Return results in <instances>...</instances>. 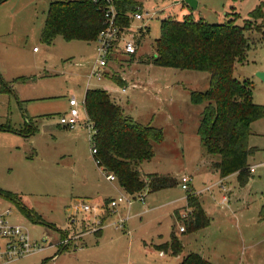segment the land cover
Masks as SVG:
<instances>
[{
  "label": "rangeland",
  "instance_id": "1",
  "mask_svg": "<svg viewBox=\"0 0 264 264\" xmlns=\"http://www.w3.org/2000/svg\"><path fill=\"white\" fill-rule=\"evenodd\" d=\"M54 1L65 0H11L0 13L1 24L10 28L0 36V126L24 130V115L37 129L28 139L0 130V189L15 194L21 204L52 224L32 223L17 201L0 196V215L10 209L9 221L24 226L31 239L43 241L45 247L42 253L8 264H164L153 245L157 241L151 243L152 235L172 228L182 254L195 253L212 264H264V221L259 219L264 206V118L250 127L248 146L254 151L248 165L255 168L247 183L241 186L236 175H231L224 180L223 191L215 185L220 176L210 170L217 157L205 153L197 135L204 104L191 100L192 93L208 89L209 74L148 64L162 20L180 21L192 15L221 24L228 17L235 18L234 14L225 16L234 11L236 24L241 26L264 0H196L195 10L183 0H135L142 13L148 14L142 21L130 22L137 52L111 61L110 74L100 79L91 75L94 42H66L60 37L51 45L41 42L46 12ZM253 24L255 30L246 33L250 48L245 59L236 63L234 78L248 83L253 103L264 106V83L256 77L258 68L264 66V38L258 31L262 22ZM33 48L38 52L33 53ZM113 74L123 77L126 86L136 87L120 95V86L109 79ZM20 77L25 80H16ZM88 89L107 91L124 115L162 131V141L152 144L153 157L140 165V176L172 177L177 185L168 193L179 199L182 211L186 192L178 183L183 176L189 177L194 193L213 218L208 229L181 233L178 229L185 221L179 222L180 213L176 218L172 212L171 217L168 206L143 213L137 197L127 196L116 181H108L92 157L84 108L80 109L81 125L74 129L57 125L59 116L68 112V99L74 95L83 102ZM222 196L226 197L223 205ZM75 198L104 204L114 200L117 207L111 213L105 210L103 220L98 212L94 220L92 212L74 209ZM166 200L147 202L146 207ZM95 221L101 223L96 226L102 230L100 237L91 232ZM66 239L65 249L61 243Z\"/></svg>",
  "mask_w": 264,
  "mask_h": 264
},
{
  "label": "trees",
  "instance_id": "2",
  "mask_svg": "<svg viewBox=\"0 0 264 264\" xmlns=\"http://www.w3.org/2000/svg\"><path fill=\"white\" fill-rule=\"evenodd\" d=\"M113 3L118 25L122 29L129 27L131 15L137 8H142L135 0H113ZM103 5V1L96 3L93 0L51 2L41 29V42L51 45L56 37L66 42H94L103 27L100 10ZM232 12L225 16L234 14L235 18L228 17L221 24H210L203 19H194L192 15L180 21L171 18L162 20L160 35L153 43L154 53L148 64L209 74L208 89L191 95L192 102L204 104L197 135L205 153L217 157V160L210 163L212 170L220 178L235 174L238 183L243 186L250 174L248 157L254 151L248 146L250 127L253 122L264 118V106L253 103L248 83L237 81L234 69L236 63L245 59L250 48L246 33L257 27L253 22H262L258 31L264 38V1L243 20L241 26L236 24L238 14ZM109 79L119 86L126 84L125 80L115 74ZM16 80L23 81L25 78ZM83 102L87 121L93 129V145L97 150L92 157L98 162L96 166L103 174H113L118 186L131 196L141 194L145 189L154 193L177 185L169 176H140V165L154 155L152 144L162 141L160 129L142 126L124 115L105 90H86ZM23 118L24 130H14L8 125L0 126V130L25 137L34 135L36 127L26 116L23 115ZM185 192L189 215L184 220L182 233H194L207 227L210 219L203 211L198 196L190 188ZM0 196L17 201L21 213L32 223L52 226L21 204L15 194L0 189ZM259 219L264 221V206ZM95 234L99 236L100 232L96 231ZM154 248L158 252H169L172 256L182 252L181 243L173 233L168 242ZM179 264L212 263L191 253Z\"/></svg>",
  "mask_w": 264,
  "mask_h": 264
},
{
  "label": "built area",
  "instance_id": "3",
  "mask_svg": "<svg viewBox=\"0 0 264 264\" xmlns=\"http://www.w3.org/2000/svg\"><path fill=\"white\" fill-rule=\"evenodd\" d=\"M103 1L104 5L100 10H102L103 22L102 29L100 30L94 43L96 44V58L91 73L92 76L100 79L102 77H107L109 72V64L111 61L115 60L119 56L130 57L136 54V39L132 35L131 27L122 29L118 25L116 8L114 6L113 0H93ZM148 15L147 13L143 14L141 9L137 8V11L131 15L132 21H142L144 17ZM36 51V48H34ZM136 85L131 84L130 86L126 84L118 88L120 95H126L128 90L135 88ZM84 108V102L78 101L74 95L68 99V112L64 115H60L57 121V124L60 127L67 129H74L76 126L81 125L80 121V109ZM84 125L86 124L89 129V140L91 144V153L95 155L97 153L96 147L93 145V129L91 124L88 123L87 117ZM95 162V161H94ZM97 165L98 162L96 161ZM253 169H251L252 171ZM106 179L110 182L116 181L113 174H106ZM191 179L187 176L180 178L179 185L180 188L184 191H187L190 188ZM221 190L224 191V186L222 182L217 183ZM210 187H206L205 190H209ZM226 197L223 196L221 199V205L225 204ZM127 204H130V201L127 200ZM117 206L114 200H111L107 204V208L114 210ZM82 210L85 212L94 211V208L89 205L82 206ZM11 215V210H6L3 214L0 215V264H8L15 260L27 257L33 253L42 251L44 247L43 241L32 240L29 236L27 229L24 226L19 224H13L9 221V216ZM189 215V210H183L179 215V222L184 221ZM99 225V222H94L91 232L95 233L99 229L96 227ZM179 232L184 231V226H179ZM68 240H64L61 244L66 246Z\"/></svg>",
  "mask_w": 264,
  "mask_h": 264
},
{
  "label": "crops",
  "instance_id": "4",
  "mask_svg": "<svg viewBox=\"0 0 264 264\" xmlns=\"http://www.w3.org/2000/svg\"><path fill=\"white\" fill-rule=\"evenodd\" d=\"M7 2V3H6ZM9 2H11V0H0V13L3 11V7H7L8 5H4L5 3L6 4H9ZM12 7V6H11ZM2 18L3 17H1V15H0V36H3V35H5V34H7V33H9L10 32V28L8 27V25L7 24H5V25H2L1 24V21H2ZM44 24V23H43ZM38 51H34V48H33V53H37ZM137 52V51H136ZM261 71H264V66L263 67H261V68H258V70L256 71V72H261ZM122 79L123 80H125L123 77H122ZM58 125V124H57ZM10 133V132H9ZM11 134H14V135H17V136H19V137H21V138H24V139H28L29 137H31V136H29V137H25V136H21V135H18V134H15V133H11ZM33 136V135H32ZM254 168L255 167H249V171H250V173H252V171L254 170ZM97 169H99L98 167H97ZM251 169H253L252 171H251ZM100 170V169H99ZM211 171H213L214 173H216L217 175H218V173L217 172H215L214 170H212V168L210 169ZM233 175H235V174H233ZM231 176V175H230ZM230 176H228V177H230ZM228 177H225V178H220V180L219 181H221L222 182V185L224 186V180L226 179V178H228ZM219 181H217L216 183H215V185H217V183L219 182ZM117 182V181H116ZM179 184V183H178ZM180 186V185H179ZM169 189L170 188H168V189H163V190H160V191H157V192H154V193H156L157 194V196L158 197H155V199H153V200H158V202H159V200L161 199V198H166L167 200H166V202H164V203H162V204H158V205H155L153 208H151V207H146V204H147V202L150 204V203H152L153 202V200H151L150 199V197H148V195L149 194H152V193H150L148 190H146V191H148L147 193H148V195H145V197L143 196V192L141 193V194H137V195H134V196H131V195H128L127 194V196H129V197H131V198H135V197H137L140 201H141V203H143V205H142V207H143V213H149L150 211H152V210H156V209H159V208H164V207H169L170 209H172L171 210V217L173 216V214H174V216L177 218L178 217V215H179V213H180V211H182V210H179V209H181V207L182 206H177V202L179 201V199H174L171 195H169ZM190 189L193 191V189H192V186H190ZM124 191V190H123ZM194 192V191H193ZM160 194V195H159ZM164 194V195H163ZM223 197V196H222ZM130 198V199H131ZM160 198V199H159ZM130 199H127V200H129L130 201V204H126L128 207H129V209H130V207H131V200ZM199 199V198H198ZM111 201V200H110ZM160 203V202H159ZM185 203H186V199H185ZM107 204L108 203H103V202H101V201H99V200H92L91 198L90 199H83V200H80V199H77V198H75V199H73V206H74V209L76 210V211H83L82 210V206H84V205H89L90 207H92V208H94V211H91L93 214H94V220H96V216H97V213L98 212H100V220H103V219H105L104 218V215L103 214H105V210H107V212H110V211H112L110 208H107ZM185 205V204H184ZM201 206H202V209H203V211L205 212V214H206V216L210 219V224L207 226V227H205V228H203V229H201V230H199V231H202V230H206V229H208L209 228V226L213 223V218H211V214H210V212L206 209V208H204V206H203V204H201ZM117 207V206H116ZM109 210V211H108ZM172 212H173V214H172ZM111 213V212H110ZM135 214H133L132 216H134ZM46 222V221H45ZM96 222V221H95ZM262 222V221H261ZM47 223V222H46ZM100 223V222H99ZM101 224V223H100ZM20 225V224H19ZM52 225V224H51ZM93 225H94V223H93ZM101 227V226H100ZM99 232H100V234H99V236L98 237H100L101 235H102V230H101V228H99V230H98ZM179 231V230H178ZM174 234L177 238H178V236H177V233H176V229L174 230V228H172L171 230H167L164 234L163 233H156V235L155 236H153L152 235V237H153V239H152V237H151V243L154 241V240H156L157 241V243H155V244H153L154 246H157V245H161V244H164V243H166V242H168L169 240H170V235L171 234ZM95 234V233H94ZM96 235V234H95ZM156 237V238H155ZM179 239V238H178ZM69 242V241H68ZM67 245H68V243L66 244V247H65V249L67 248ZM48 246H51L50 244L48 245ZM64 249V248H63ZM64 249V250H65ZM44 250V249H43ZM42 250V251H43ZM147 252H150V249L149 248H146L145 249ZM42 251H40L39 253H42ZM188 254H180V255H178V256H172L169 252H158V254H157V257L159 258V259H161L162 260V262L164 263V264H167V263H170L172 260H174L171 264H179L180 263V261L185 257V256H187ZM53 257H51V258H49V259H52Z\"/></svg>",
  "mask_w": 264,
  "mask_h": 264
},
{
  "label": "water",
  "instance_id": "5",
  "mask_svg": "<svg viewBox=\"0 0 264 264\" xmlns=\"http://www.w3.org/2000/svg\"><path fill=\"white\" fill-rule=\"evenodd\" d=\"M183 2L192 10H195L197 7V1L196 0H183ZM256 77L264 83V71L257 72Z\"/></svg>",
  "mask_w": 264,
  "mask_h": 264
}]
</instances>
